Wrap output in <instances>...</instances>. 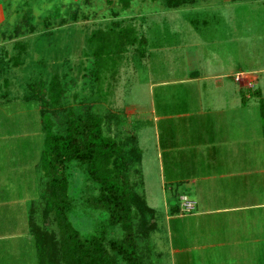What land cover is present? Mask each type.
Here are the masks:
<instances>
[{
  "label": "rangeland",
  "instance_id": "obj_1",
  "mask_svg": "<svg viewBox=\"0 0 264 264\" xmlns=\"http://www.w3.org/2000/svg\"><path fill=\"white\" fill-rule=\"evenodd\" d=\"M239 1L197 0L178 9H168L164 0H131L127 7L123 0H37L38 6L33 3V8L26 10L33 14L29 18L25 17V9L17 6L20 1L3 3L5 17L0 23V264H41L36 232L56 229L54 217L47 213L44 200L48 178L42 164L47 136L41 119L43 100L31 87L42 79L50 80L55 75L62 78L66 87V107H86L103 115L109 136L125 143L128 149L133 145L141 148L137 131L144 120L138 115L144 111L142 105L151 103V90L155 91L158 103L160 88L154 85L163 75L190 74V69L195 68L193 60L200 56L202 72L232 73L234 80L246 87L241 88L239 97L250 108V114L256 116L254 120L262 121L261 125H256V130L249 128L246 146L252 154L245 157L246 169L264 167V7L257 2H247L243 7ZM125 27L136 30L137 42L123 45L120 57L113 55L106 59L101 80H95L94 52L98 45L93 41L94 33L109 29L118 32ZM172 89L183 98V88ZM185 94L198 95L195 89H188ZM213 95L206 91L205 99ZM242 116L249 120L245 114ZM256 134L261 136V142L252 138ZM128 157L130 180L139 194L131 200V209L143 262L199 264L197 251L188 254L173 251L180 246L176 231H189L193 228L190 224L193 219L178 218L167 223L163 214L164 200L160 198L154 202V195L150 196L149 191L148 201L156 212L146 213L140 208L148 203L143 165L138 158L133 160V155L128 154ZM70 172L78 210H90L88 200L99 195V189L96 185H87L90 177L86 166L72 163ZM251 174H248L249 184L257 176L251 177ZM257 179L261 181L262 178L258 175ZM158 183L154 176L149 177V188ZM250 187L242 189L241 196L252 200L249 202L264 200V191ZM165 195L169 207L181 214L178 208L183 200L180 193L167 190ZM233 197L236 196L226 198L233 200ZM94 211L96 215L102 211L103 215L97 217L105 219L107 216L104 210ZM260 212H246L250 218L241 239L248 246L241 250L244 252L242 258L233 259L229 254L221 257L219 264H264V241H255L256 235L264 236V225L260 222L252 225L250 220L256 217L261 220L264 212ZM209 219L220 221L221 217H207L209 225L201 226V234L209 226L215 228ZM71 220L84 236L93 232V219L83 212L72 215ZM171 228L173 236L169 233ZM221 229L222 225H218L217 231ZM125 232L122 225H118L114 234L123 237ZM206 240H201L202 245L211 243ZM201 254L205 257L206 250ZM188 256L190 261H187ZM203 260L208 263V258Z\"/></svg>",
  "mask_w": 264,
  "mask_h": 264
},
{
  "label": "crops",
  "instance_id": "obj_2",
  "mask_svg": "<svg viewBox=\"0 0 264 264\" xmlns=\"http://www.w3.org/2000/svg\"><path fill=\"white\" fill-rule=\"evenodd\" d=\"M36 1L0 0V23L5 17L2 6L4 2H16L17 6L20 5L19 7L26 11L33 8V3L38 6ZM239 2L243 7L247 2H257L260 7H264V0ZM29 15L32 16V12ZM193 61L195 68L190 69V74L163 75L159 83L154 85V88H160L158 103L155 91L151 90V103L148 106L142 105L144 111L138 115L144 120V125L138 127V142L141 147L148 205L156 211L153 205L149 204L147 191L150 196L154 195V202L160 198L164 200L163 214L167 223L178 218L193 219L190 223L193 228H189V231H176L180 246L173 249L174 253L188 254L197 251L200 256L199 264H219L220 258L229 254L233 259L242 258L244 252L241 250L248 246L247 242L241 239L247 231L246 225L250 218L246 212H264V200L249 202L252 200L247 201V197L240 194L242 189L249 190L250 186L251 189L257 187V191H264V167L247 171L245 158L252 154L246 146L249 142V128L256 130V125H261L262 121L254 120L256 116L251 115L250 108L242 102L239 93L241 88L246 87H241L234 80L232 73L221 72L222 70L204 73L201 71V57L197 56ZM179 87L184 89L183 98L177 90L172 89ZM188 89L197 90V97H193L191 92L193 95H186ZM206 91L214 93L209 100L205 99ZM242 114L249 120H245ZM252 138L257 142L262 141L259 135ZM249 173H252L251 177L259 175L261 181L256 176L254 182L252 183V178L249 184ZM151 175L154 176L155 182L159 183L156 187L150 185L149 188ZM167 190L180 193L182 199L186 196L194 200L195 211L176 214L166 200ZM231 196L236 197L227 200ZM214 216H217V219L221 217L220 221L209 219V223L216 225L215 228L209 226L204 234H201V226L209 225L207 217ZM261 217V220H258V217L250 219L252 225L259 222L264 225V216ZM218 225H222L220 231H217ZM169 233L173 236V228L169 229ZM182 238L183 240H180ZM203 239L211 243L202 245ZM258 239L264 241L263 234L256 235L255 241ZM205 250L206 256L203 257L200 252ZM253 253L255 257L258 256L257 252ZM202 257L208 258V263H205L206 260ZM188 258L187 261H190V256ZM211 258H214V261Z\"/></svg>",
  "mask_w": 264,
  "mask_h": 264
},
{
  "label": "trees",
  "instance_id": "obj_3",
  "mask_svg": "<svg viewBox=\"0 0 264 264\" xmlns=\"http://www.w3.org/2000/svg\"><path fill=\"white\" fill-rule=\"evenodd\" d=\"M164 2L168 9H178L197 0ZM130 3L131 0H123L124 7ZM25 17L29 18V13ZM115 31L94 33L93 41L98 46L94 52L96 71L93 75L97 81L101 80L106 59L113 55L120 57L123 45L135 44L138 40L136 30L131 28ZM31 87L43 100L41 119L47 136L42 164L48 178L44 200L47 213L52 214L56 222V229L51 232H36L41 264H145L138 251L132 222L131 206L139 194L130 180L128 164V154L141 162V149L134 145L128 149L125 143L109 136L103 115L86 107H66V87L59 76L42 79ZM72 163L86 166L90 177L87 185L93 184L99 189V195L88 200L90 210H78V197L72 194L71 188ZM139 207L146 213L156 212L148 203ZM94 209L104 210L106 218L97 217L103 213L100 211L96 215ZM82 212L93 219V232L88 236H84L71 220L72 215ZM118 225L126 230L123 237L114 234Z\"/></svg>",
  "mask_w": 264,
  "mask_h": 264
},
{
  "label": "built area",
  "instance_id": "obj_4",
  "mask_svg": "<svg viewBox=\"0 0 264 264\" xmlns=\"http://www.w3.org/2000/svg\"><path fill=\"white\" fill-rule=\"evenodd\" d=\"M195 209H196V202L185 196L182 200L181 213L182 214L192 213L193 211H195Z\"/></svg>",
  "mask_w": 264,
  "mask_h": 264
}]
</instances>
